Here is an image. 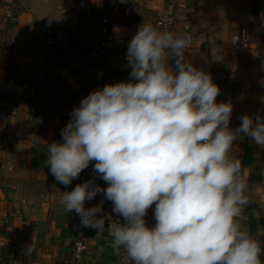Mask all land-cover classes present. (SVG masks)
<instances>
[{
    "label": "clouds",
    "instance_id": "obj_1",
    "mask_svg": "<svg viewBox=\"0 0 264 264\" xmlns=\"http://www.w3.org/2000/svg\"><path fill=\"white\" fill-rule=\"evenodd\" d=\"M163 23L138 27L126 53L130 79L91 91L61 141L47 144L59 183L67 187L95 161L93 172L108 184L86 180L62 191L59 203L82 227L101 232L107 222L113 247L131 264H264V242L239 220L251 203L242 162L229 156L244 137L264 148V118L244 114L230 128L232 103H217L211 74L185 57L191 36ZM98 193L103 199L85 208ZM35 250L33 236L21 252L31 258Z\"/></svg>",
    "mask_w": 264,
    "mask_h": 264
},
{
    "label": "crops",
    "instance_id": "obj_2",
    "mask_svg": "<svg viewBox=\"0 0 264 264\" xmlns=\"http://www.w3.org/2000/svg\"><path fill=\"white\" fill-rule=\"evenodd\" d=\"M5 1L18 4V0H0V80H11L4 88L0 112L14 114L16 119L7 121L0 116V128L10 133L8 137L0 134V215L8 218L0 229V264H131L123 249L113 247L107 222L101 232L82 227L80 217L74 211L66 212L59 203L62 191H70L86 180L96 179L102 188L108 186L93 172L95 161L67 187L55 179L46 163L47 144L61 141V130L71 119V111L91 91L104 86L80 88L75 80L101 63L99 29L108 15L107 2L104 0L102 8L96 9L95 0H19L33 6L16 5L15 18L4 24ZM130 1L137 6L131 16L111 14L110 29L116 45L106 63L105 85L130 79L128 44L141 24L154 25L156 10L166 7L178 14L173 33L191 36L192 47L185 50L186 59L211 74L221 90L217 103H232L229 127H239L244 114L264 118V0H182L187 4L185 11L176 10L170 3L177 0H158L157 5ZM41 3L49 4L44 12L38 8ZM65 4H69L67 12L62 11ZM64 20L72 28L73 37L67 50L60 51L52 42L51 29ZM240 28L249 33L248 46L231 43ZM12 39L16 43L10 45ZM172 64L169 60L170 67ZM23 83L29 88L19 91ZM58 86L60 103L55 106L54 117L45 122L37 115L38 94H55ZM5 142L11 145L8 153L1 150ZM229 156L241 160L242 174L249 185L251 203L239 220L253 238L264 242V148L244 137L234 142ZM102 199L103 194L98 193L85 208ZM154 207L145 217L149 226L155 224ZM103 208L105 213L111 212V202L105 200ZM113 218L122 219L115 214ZM83 232L93 234L94 241L81 263H75L71 247ZM33 236L36 250L29 258L21 249L32 242Z\"/></svg>",
    "mask_w": 264,
    "mask_h": 264
},
{
    "label": "built area",
    "instance_id": "obj_3",
    "mask_svg": "<svg viewBox=\"0 0 264 264\" xmlns=\"http://www.w3.org/2000/svg\"><path fill=\"white\" fill-rule=\"evenodd\" d=\"M147 4H155L157 5L158 0H144ZM161 2L169 1V0H160ZM108 15L102 19V26L100 30L101 37V49L99 51V55L101 58V63L92 69L84 73H80L76 77V84L78 87H84L88 85V83H94L98 86H103L106 83L107 76V60L109 54L115 49L116 38L112 32L111 24V14L121 12L127 16H131L133 12H135L137 6L133 4L130 0H106ZM174 4L176 10L185 11L187 10L186 2L182 0H177L175 2H170ZM16 5L14 1H5L2 5V18L3 23L8 24L12 21L16 16ZM155 23L154 26H160L163 21V27L171 32L174 30V26L178 20V14L175 11H171L169 8L161 7L158 8L155 12ZM70 25L65 22H58L55 24L52 31V42L58 50L65 51L71 44L73 30ZM249 33L246 28H240L239 31L234 34L231 38V43L233 46H248L249 45ZM10 45L16 43V40L12 39ZM192 47V42L190 46L186 49L189 50ZM5 52H8L6 49ZM11 82V80L4 78L0 80V100L4 96V88L5 86ZM29 88L27 83H23L19 86V91H25ZM0 116L3 117L7 121H15L16 116L11 113H3ZM7 128H0V134L4 137H8L10 133H8ZM11 145L9 142H5L1 145V150L5 153L10 151ZM8 223V218L0 215V229ZM94 241V235L91 233L83 232L79 234L73 242L71 247V256L75 263H81L82 258L89 252Z\"/></svg>",
    "mask_w": 264,
    "mask_h": 264
},
{
    "label": "rangeland",
    "instance_id": "obj_4",
    "mask_svg": "<svg viewBox=\"0 0 264 264\" xmlns=\"http://www.w3.org/2000/svg\"><path fill=\"white\" fill-rule=\"evenodd\" d=\"M93 4H95V6H96L95 8L96 9L99 8V7L102 8V6L104 4V0H95V2ZM16 5L17 6L19 5V6H22V7L33 6V4H27L25 6V4H22V2L19 1V0H18V4H16ZM48 5H49L48 3H45V4L41 3V4H39L38 8H39V10L41 12H44L45 9H47ZM58 5H57L58 6V10L61 11V4H58ZM62 8H63L62 11L64 10L65 12H67L69 10V4L62 5ZM17 11H18V8H17ZM59 22L67 23L65 20L64 21H59ZM72 37H73V34H72ZM92 84H94V83H90V84L88 83V85H92ZM88 85H86V86H88ZM86 86H84V87H86ZM84 87H80V88H84ZM58 88L59 89H57L55 94H38L39 95L38 101H39L40 108H39V113L37 115L42 120H44L45 122L49 121L52 117H54V111H55V109H57V107H55V106L59 105V103H60L59 98L61 97V95L59 94V91H61V87L58 86ZM50 97H52V99H50ZM50 105L53 106V107H46V106H50ZM41 106H44V107L41 108ZM45 125H47V124L45 123Z\"/></svg>",
    "mask_w": 264,
    "mask_h": 264
}]
</instances>
